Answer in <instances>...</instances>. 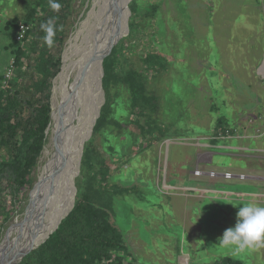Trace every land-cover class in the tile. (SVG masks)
Listing matches in <instances>:
<instances>
[{"label": "rangeland", "instance_id": "rangeland-1", "mask_svg": "<svg viewBox=\"0 0 264 264\" xmlns=\"http://www.w3.org/2000/svg\"><path fill=\"white\" fill-rule=\"evenodd\" d=\"M146 1L156 6L159 15L153 26H140L138 35L132 34L127 51L129 57L136 60L147 48L146 51L155 49L166 56L167 78L171 81L166 100L171 115L166 116L162 124L168 134L153 144H147L141 137L129 143L126 137L113 131L112 143L116 144L119 158L124 159L115 173L130 172L139 190L127 198L126 206L119 200L116 208L115 221L124 231L130 252L127 259L132 264H221L223 258L230 257L242 264H264V246L237 255L218 246L225 230L235 226L240 206L249 201L264 206V180L253 178L264 175V159L257 158L264 154V0H244L242 5L240 0H229L228 7L226 0ZM22 2L0 0V78L5 77L14 60L10 43L15 33L6 25L13 17L23 18L26 6ZM106 5H110L107 0H73L65 20L61 69L52 84L53 112L64 96L69 122L74 118L72 130L85 126L82 133L95 114L96 103H102L103 107L106 100L105 93L101 96L95 91L89 92L95 78L92 79V74L79 78L88 59L82 56L93 50L94 44H100L99 39L94 44L91 40L107 29L104 25L98 34L101 19L107 12ZM228 9L227 17L224 10ZM130 16L131 11L128 19ZM252 18L256 22L250 20ZM125 24L129 26V21ZM128 32L129 29L126 34L125 30L119 31V41L126 38ZM79 33L80 38L74 42ZM111 35L104 43L107 44ZM157 35V40L161 44L163 41L167 49H159ZM35 39L30 37L26 40L28 43H22L29 55L31 45L35 46L33 42L39 47L44 44L43 39ZM72 42L75 51L69 59V81L64 92L57 91L55 80L62 72L65 54ZM123 54L119 51L118 58L122 59ZM80 61L82 63L77 65ZM27 70L24 69L26 74L21 76L14 71L11 79L27 84ZM107 99L112 108L117 109V94L109 93ZM219 118L223 119L225 128L234 133L214 139ZM55 125L51 121L47 143L32 174V188L11 207L14 210L11 219L0 223V252L22 240L18 239L19 232L15 228L25 219L32 190L49 160L55 157L58 137ZM89 127L91 129L90 124ZM91 137L90 132L82 143L83 149ZM97 144L102 149L99 140ZM122 145L124 152L120 151ZM80 163L78 159V171L72 177L75 195ZM197 167L204 172L200 176L194 174ZM211 171L218 176L207 175ZM226 172H231L233 177L224 178L222 175ZM5 191L9 195L7 203L11 204L9 190ZM69 202L66 195L62 208L69 207Z\"/></svg>", "mask_w": 264, "mask_h": 264}, {"label": "trees", "instance_id": "trees-1", "mask_svg": "<svg viewBox=\"0 0 264 264\" xmlns=\"http://www.w3.org/2000/svg\"><path fill=\"white\" fill-rule=\"evenodd\" d=\"M58 2L62 7L57 13L49 7V0L29 1L23 18H13L6 25L15 33L10 43L15 75L26 74L23 70L28 69L29 82L21 85L10 80L3 84L5 77L0 78V223L3 224L14 213L11 207L32 188V174L47 143L46 131L52 115V84L61 69L65 20L71 12L73 0ZM129 9L128 34L103 61L102 87L106 100L92 137L83 149L74 204L70 205L71 199V208L66 206L63 217L70 212L61 218L59 227L18 264H132L127 259L130 252L124 231L115 218L118 201L126 206L127 198L139 190L132 182L130 172L115 173L124 164V159L119 158L116 144L112 143L113 131L126 137L129 143L137 142L141 137L147 140V144H153L166 137L168 132L162 124L164 118L171 115L166 100L171 81L167 78L168 60L162 52L155 49L146 51L147 48L144 55L136 60L130 58L127 51L132 34L138 35L140 26H153L159 15L156 6L149 5L146 0H133ZM49 18H54L57 28L62 25L63 30L56 32L52 48L45 43L39 47L33 42L35 46L31 45L29 55L27 48L16 39L20 24L32 27L27 33L26 44L30 37L37 41L43 38L45 33L40 26ZM122 20L114 29L127 32L126 20ZM155 38L159 42L158 35ZM108 42H105L106 46ZM162 43L159 42V49H167V45ZM119 51L124 52L122 59L118 58ZM113 92L119 98L117 109L112 108L107 99ZM225 126L223 119L219 118L214 139L234 133ZM120 151L124 152L123 145ZM5 189L13 199L11 204L7 203L9 195ZM220 263L242 264L230 257L223 258Z\"/></svg>", "mask_w": 264, "mask_h": 264}, {"label": "bare ground", "instance_id": "bare-ground-1", "mask_svg": "<svg viewBox=\"0 0 264 264\" xmlns=\"http://www.w3.org/2000/svg\"><path fill=\"white\" fill-rule=\"evenodd\" d=\"M107 1L109 2V0ZM121 5L122 2L120 1V3H118L119 8ZM115 7L116 4L115 5L112 4L111 6L105 8L107 12L105 18L101 19L102 25H100L99 27L98 34L100 33V30L103 29L104 25H106L107 29L102 30L103 33L100 36H97L93 40H91L92 44H94L99 39L100 44L97 46L96 44H94L95 48H93V50L90 49V52H88L89 51L88 49L87 51L88 54L82 56L85 59L91 57L95 52L101 51L106 47L104 40H106L110 36V33L112 34L111 19H112V15L116 10ZM80 35L81 33H79L74 38L75 39L74 42L80 38ZM73 45L74 43L72 42L68 52L67 53L65 52L66 54L64 57V65L62 68V72L58 75L57 79L55 80V89L57 91L61 89V91L64 92V89L67 87V83L69 81V76H70V66H71L69 59L71 58V56L74 54L75 51L73 49ZM82 61L78 62L77 65L82 63ZM96 69L97 66L95 68V71ZM89 70H90L89 73L91 75V72L93 70L92 68H90ZM91 77L93 79L95 77L94 74L91 75ZM89 87H90V89L88 88L89 92H92L91 86ZM61 97H62V101L60 105L57 108H55L52 116V121L54 125L56 124L55 128L58 132V137L56 138L57 149L55 152V157L49 160L45 168L44 174L41 176L40 181L36 184V186L32 190L30 204L29 207L27 208V214L25 219L22 222H18L15 228V230L19 232L18 239H22V240L21 241L17 240L13 248L10 246L9 248L7 247L1 250L0 264H5L12 254L17 253L19 251L21 252L30 245H38L42 243L47 238V236L50 235V233L58 226L59 221L64 215L66 206L62 208V201L64 202L66 199L67 180L73 177L75 173L78 171L79 152L81 151L82 148V142L91 132L89 130L90 129L89 124L90 125L92 124L94 116L91 119V121L88 123V126H86V128L87 127L88 128L86 129L85 133H82L83 132L82 129H85V126H82V128H79L78 130L76 129V131L72 130V127L68 119L69 118V113H67L68 106L65 105L64 96ZM96 106L98 107V103H96ZM60 194L62 196H59ZM51 196L53 198H51ZM25 231H28V233Z\"/></svg>", "mask_w": 264, "mask_h": 264}, {"label": "clouds", "instance_id": "clouds-1", "mask_svg": "<svg viewBox=\"0 0 264 264\" xmlns=\"http://www.w3.org/2000/svg\"><path fill=\"white\" fill-rule=\"evenodd\" d=\"M49 7L58 13L62 5L58 0H49ZM40 27L45 33L42 38L44 43L52 48L56 32L62 31L63 26L57 28L55 19L49 18ZM218 246L229 249L233 255L264 246V206L252 201L240 206L235 226L225 230Z\"/></svg>", "mask_w": 264, "mask_h": 264}, {"label": "water", "instance_id": "water-1", "mask_svg": "<svg viewBox=\"0 0 264 264\" xmlns=\"http://www.w3.org/2000/svg\"><path fill=\"white\" fill-rule=\"evenodd\" d=\"M120 1L122 2V5H121L123 7L122 9H121V6H120V8L118 6V3H120ZM129 1L130 0H109V4H110L109 6H111L112 4H114V5L116 4V7H115L116 10H115L114 14L112 15V19H111V31H112V35L110 37V40L108 42V45L104 49H102L101 51L95 52L91 57H89L87 59V61H86L85 66H83V69H82V71L79 74V78L86 77L87 74L89 73V69L92 68L93 71L91 72V74L93 75V72H94V70H95V68L97 66L96 75H95V78H94V80L92 82L93 83L92 84V91L93 92L95 91L96 94L99 93L100 95L101 94L104 95V91H103V87H102V79H103V76H104L103 61H104V58L112 51V49L116 45V43L121 39V37H119V31L118 30H115L114 28L115 27L118 28V25H119V23L121 22V20L123 18H125V20H126L125 23H128ZM126 13H128L127 16H126ZM126 29H128V26H126ZM120 34H123L124 35V33H122V32ZM125 34H126V32H125ZM76 94H77V91L73 93V98H75V100H76V98L78 96V95L76 96ZM103 100H104V98H103ZM101 108H102V103L101 104H98V107L95 110L94 119H93V122L91 124V129H90L91 133H92L93 128H94V126H95V124L97 122V119L100 116ZM73 115L75 117V106H73ZM52 116H53V110H52V115H51V121H52ZM73 119H72V121L70 123L71 126H72V123H73ZM49 128H50V125L47 128V131H46L47 133H48ZM88 138H85L84 141L86 139H88ZM58 149H59V147H58ZM82 149H83V144H82V148H81L80 155H79L80 156L79 157V162H81L80 160H81L82 154H83V150ZM66 186H67V190H66L67 193H66V195L69 196V199L70 200L71 199L74 200L75 193H74V187H73L72 177L69 180H67V185ZM73 204H74V201H73ZM68 213L63 218H65L68 215ZM61 221H60V223H61ZM58 227H59V225L50 233V235ZM50 235H48L47 238L42 243H40L38 245H30L29 247H27L23 251H21V252L19 251L17 253L12 254L9 257V259L7 260V262L5 264H18V263H20L24 259V257H26L33 250L37 249L44 242H46V240L49 238Z\"/></svg>", "mask_w": 264, "mask_h": 264}, {"label": "built area", "instance_id": "built-area-1", "mask_svg": "<svg viewBox=\"0 0 264 264\" xmlns=\"http://www.w3.org/2000/svg\"><path fill=\"white\" fill-rule=\"evenodd\" d=\"M31 28L32 27L30 25H27V24H24V23L20 24L18 32H17V35H16V39L19 42L24 43L25 39H26V36H27V33L31 30ZM14 71H15V66H14V60H13V62L11 64V67L7 70V73L5 75V79L3 81V84H6L8 81L12 80L11 78L13 77ZM203 173L204 172L202 170H200L198 167L194 171V174L196 176H200ZM207 175H209L210 177L218 176V174L215 173L214 171L209 172ZM222 176H224V178H226V179H230V178L233 177V174L231 172H226ZM240 177L244 178L245 176L241 175Z\"/></svg>", "mask_w": 264, "mask_h": 264}, {"label": "crops", "instance_id": "crops-1", "mask_svg": "<svg viewBox=\"0 0 264 264\" xmlns=\"http://www.w3.org/2000/svg\"><path fill=\"white\" fill-rule=\"evenodd\" d=\"M228 1L229 0H226L224 3H226V7H228L227 6V3H228ZM242 1L244 2V0H240V4L242 3ZM27 2H28V0H23V2H22V4H24L25 6H26V4H27ZM230 2V1H229ZM242 5V4H241ZM229 7H231L232 8V6L230 5ZM230 8V9H231ZM230 9H228L227 11H225L224 10V13L227 15V17L229 16V11H230ZM13 18H16V17H13ZM12 18V19H13ZM250 20H253L254 22H258L259 23V20H258V17L256 18V21H255V19L254 18H252V19H250ZM259 28H260V26H259ZM261 136H262V134H260V138H261ZM262 150V149H261ZM263 152V151H262ZM257 158L258 159H264V154H260L259 156H257ZM253 178H255V179H260V180H264V175H256L255 177H253ZM261 197H263V196H261Z\"/></svg>", "mask_w": 264, "mask_h": 264}]
</instances>
